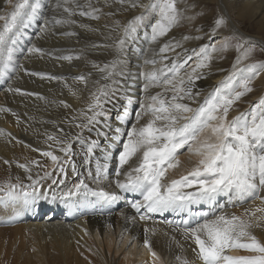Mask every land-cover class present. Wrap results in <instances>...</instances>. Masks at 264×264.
I'll return each instance as SVG.
<instances>
[{"label":"bare ground","instance_id":"6f19581e","mask_svg":"<svg viewBox=\"0 0 264 264\" xmlns=\"http://www.w3.org/2000/svg\"><path fill=\"white\" fill-rule=\"evenodd\" d=\"M20 2L22 0H0V16L11 20V13ZM139 2L148 4L150 0ZM207 3L217 5L218 10L228 19L233 33L264 49V40L260 36L253 37L243 32L229 14L230 7L245 4L246 11L240 14L244 17L250 14L263 27L264 0H178L177 8L181 14L179 23L155 42L151 40L150 27L157 19L155 13L140 7L132 8L128 0L124 4L118 0H68V3L64 0H29L5 37V47L13 50L11 61H7L3 49H0V109H7L0 111V130H3L0 134V199H4V205L0 206V223L15 215H21L25 220L21 225L0 227V238L24 233L39 254L54 256L65 264H183V261H187V264H200L194 251L195 244L186 239L182 231L174 230L176 221L190 219V226H194L197 221L202 223L205 219H213L221 214H235L247 219L244 215L246 211L250 213L257 208H264V188L258 187L243 200L231 194H222L211 203L191 204V216L189 211L177 214L169 210L162 214L147 213L150 218L141 220L140 216L145 214V209L137 213L131 203L141 201L143 197L138 193L120 192L115 184L117 179H125L123 174L120 177L115 175L118 153L127 131L136 123V114L141 110V104L150 103L147 97L157 93H163L168 100L173 94L163 87H151L145 92V73L157 71L159 75L160 69L165 65L171 66L173 62L183 65L180 75L185 77V87L191 89L192 98L179 102L194 110L204 104L217 82L228 75L230 70L226 68V63H222L219 67L197 71L198 78L190 85L187 83L186 74L191 73L192 68H188L185 61L201 44L212 38V41L217 40L214 35L218 31L214 35L210 33L203 14ZM34 5H39L35 12L32 11ZM65 7L71 8L75 14L69 16L64 11ZM82 11L88 15L81 16L79 13ZM141 14L146 18L118 56L115 44L122 37L124 26ZM93 16L99 19H93ZM56 20H72L75 23L56 24ZM4 23L0 20V30ZM80 25L88 27L82 28ZM186 36L189 39L185 40ZM218 38L222 39L223 35ZM166 44L179 46L174 51L161 53V48ZM33 46L42 51L30 53L29 49ZM66 56L73 58L63 59ZM114 59L120 60L114 74L109 79H103L104 73L93 65L102 68ZM152 60L157 63H145ZM81 75L87 78L86 84L76 79ZM171 76L172 73H168L160 78L169 79ZM105 85L109 93L108 102L104 104L106 116L99 117V123L88 128H76L75 124L83 121L80 113L86 111L91 103L92 93ZM259 85H264V74L259 76ZM263 90L257 91L258 100L263 96ZM251 102V99L245 100V103ZM64 103L69 107H64ZM245 103L231 109L229 120L246 113L243 111ZM187 115L191 116L192 113ZM147 119H142L140 125ZM78 132L82 133L86 141L97 140L99 143L86 166L83 164L85 147L79 140L71 141L72 154L66 156L59 151L64 145L48 139L50 135L69 139ZM185 150H188V146L179 150V164L169 169L164 183L179 179L197 163L199 158ZM46 151L58 156V162L54 163L50 157L43 156L42 153ZM97 162L102 167L107 165V179L99 185L88 176L89 171L95 176ZM72 163L77 166L80 175L73 174ZM137 164L138 160L134 158L121 172ZM19 165H25L27 170ZM61 167L65 169L64 173L60 172ZM45 173L50 175L46 176ZM81 176L90 188L116 192L122 198L103 201L90 194L78 193L70 200L52 201V197L65 196ZM61 180L63 183H60ZM14 188H21V193L14 192ZM40 188L42 191L39 199L35 194L23 198L24 192L30 194L32 190L36 192ZM47 192L48 198L44 204L42 200ZM62 202L66 203L67 211L55 214ZM49 204L51 209L47 210ZM39 205L43 215L29 219L28 214ZM261 216L264 213L257 212L253 217L251 231L264 243V220H259L257 226V218ZM168 221H173V225L170 226ZM146 229L149 231L145 232ZM146 237L152 251L159 257L158 260L154 261L144 246ZM119 254L121 258L117 263ZM228 255L254 254L232 250ZM177 256L181 260L178 261Z\"/></svg>","mask_w":264,"mask_h":264},{"label":"snow or ice","instance_id":"6c2138e0","mask_svg":"<svg viewBox=\"0 0 264 264\" xmlns=\"http://www.w3.org/2000/svg\"><path fill=\"white\" fill-rule=\"evenodd\" d=\"M64 2L68 3V0H64ZM118 2L124 4L126 0H118ZM128 2L132 8L140 7L149 13H155L157 19L150 25L153 42L159 37L167 35L180 21L181 14L177 8L178 0H150L148 4L140 3L139 0H128ZM28 3L29 0H22L18 3L15 6V11L11 13V20L0 16V20L5 21L2 30H0V49H3L7 61H11L13 50L5 47L6 34L12 30L16 18ZM38 7L39 5H34L32 11L35 12ZM64 11L69 16L75 14L69 7H65ZM94 11L98 12L99 9H94ZM79 14L81 16L88 15L83 11ZM92 18L99 19L98 16ZM145 18V15L141 14L124 26L123 35L115 44L118 56L123 51L127 40L134 36ZM55 23H75V21L56 20ZM226 24L227 21L224 18L215 19L213 35L216 30ZM80 27L87 28L88 26L80 25ZM72 34L67 33V35ZM184 39L187 40L189 37L186 36ZM232 40L237 41L235 48L240 52L236 64L233 65L234 72L226 78L221 87L217 88L205 100L204 104L195 110L187 104L179 102L185 98H192L191 89L185 87V77L180 75L183 65L173 62L171 66L165 65L160 69L159 75L157 71L144 74L147 81L144 86L145 92L151 87H163L165 91H171L173 94L170 100L163 93L147 97L150 103L141 104V110L136 114V123L127 131L122 149L118 153L115 175L120 177L123 174L125 179L123 181L117 179L116 187L120 192L138 193L143 197L141 201L131 203V207L137 213H140L142 208L145 209V214L140 216L141 220L150 218L147 213L162 214L169 210L175 211L177 214L189 211L191 216V204L211 203L222 194H231L236 199L243 200L258 187L264 188V96L251 107L249 112L241 113L231 120L228 119L233 105L241 97L253 91L250 85L261 73H264V63L251 64L244 69H237V65L241 61L251 56L256 47L255 43L239 36H232L226 37L221 42L220 48L215 45L201 47L197 55L202 58L192 69V72L186 74L187 83L190 85L194 79L198 78L197 70L207 66L212 53L225 51L232 47ZM245 45L248 46L245 47ZM176 46L179 45L166 44L160 51L161 53L168 50L174 51ZM93 47H99V45H93ZM105 47L108 46L105 45ZM41 51L35 46L29 49L30 53ZM72 58L71 56L63 57L66 60ZM119 63V59H114L102 68L95 64L93 66L104 73L103 79H109ZM145 63L155 65L157 62L152 60L145 61ZM7 66L8 64L5 63V67ZM237 72L245 74L238 85L242 89L240 91L236 90L235 84ZM168 73H172L171 78L163 80L160 78ZM47 78L60 79L59 77ZM76 79L85 82V84L87 82V78L83 75ZM107 87L105 85L92 93L91 103L86 111L80 113L83 116V121L75 124L76 128L81 130L88 128L90 125L99 123V117L106 116L104 104L108 102L109 97ZM24 94L33 95L32 93ZM64 107L67 108L69 105L64 103ZM0 111H7V109H0ZM188 113H192V115L188 116ZM145 117L148 119L143 125H140L139 122ZM181 121L184 122L181 123ZM2 133L3 130H0V134ZM202 137L203 139H201ZM48 139L55 141L58 145H64L59 151L66 156L72 154L71 141L79 140L85 147L83 154L85 166L90 163L94 150L99 147L97 140L86 141L82 133L79 132L69 139H60L51 135L48 136ZM185 146H188L190 153L199 158L197 163L179 179L164 183L169 169L178 166V152ZM42 155L50 157L54 163L59 160V157L51 151L43 152ZM134 158L138 160V164L122 173L121 169H124L125 165H128ZM19 166L26 169L25 165ZM71 167L74 175H80L74 163ZM106 170L107 165L102 167L97 162L95 176L93 177L91 171L88 176L94 178L99 185L107 179ZM60 172L64 173L65 169L61 167ZM45 175L50 174L45 173ZM53 183L55 184L56 181L53 180ZM60 183H63V180ZM188 189L193 190L188 191ZM78 193L90 194L103 201H117L122 198L116 192H108L103 188H90L83 176L72 185L65 196L70 197ZM257 212L264 213V208H257L250 213L246 211L244 215L248 217L247 219L235 214H221L213 219H205L202 223L197 221L194 226H190V219H183L175 222L174 230L182 231L185 238L195 244L194 251L200 264H264V243H261L251 231L253 217ZM259 220H264V216L257 218V226H259ZM167 223L171 226L174 222L168 221ZM148 231V229L145 230V232ZM144 246L148 248L154 261L159 259L157 254L152 251L147 237L144 240ZM232 250H244L254 253V255H228ZM176 259L179 261L181 257L177 256ZM183 264H187V261H183Z\"/></svg>","mask_w":264,"mask_h":264},{"label":"rangeland","instance_id":"374dc122","mask_svg":"<svg viewBox=\"0 0 264 264\" xmlns=\"http://www.w3.org/2000/svg\"><path fill=\"white\" fill-rule=\"evenodd\" d=\"M244 5L245 4L238 6V7L237 5L234 7H230L229 14L231 15V18H233L237 22V25L241 28L243 32L253 37L260 36L261 39L264 40V24H262L263 27H261L259 24H257V19L252 18L250 14H246V17L240 14L246 11V8ZM203 14H205V21L207 23L210 33H213L215 19L224 18L227 21V24L226 26L221 27L220 29L216 30L218 31V33L214 35V37L217 38L216 41H212L214 39L212 38L210 41L204 44H201V46H198L193 51V53L190 54V56L188 57V61H187V65H188L187 67L192 68V69L196 67L197 63L202 58L201 56L197 55L201 47L205 45H209V46L215 45L217 48H220L221 42L226 37L238 36L237 34L231 31L228 19L225 17L223 13H221L218 10L216 4L207 3L206 10L205 12H203ZM221 35H223V38L222 39L218 38ZM231 43L233 46L228 48L227 50L217 51L215 53H212L210 61L207 62V66L197 70V71H202L204 68H215V67H219L222 63L227 64L226 68L230 70L228 75L224 78H221L217 82V84L213 87L210 95L217 88L221 87L222 83L226 81V78L234 72L233 65L236 64L237 57L240 55V52H238L235 48V44L237 43V41L232 40ZM255 45L256 47L253 53L251 54V56L248 59L241 61V63L237 65V69H244L248 65H251V64L264 63V49L257 43H255ZM247 46L248 45H245V47ZM261 74H264V73H261ZM243 75L245 74L240 73V72L236 73L235 84H236V90L238 91L242 90L238 87V85H239L240 80L243 78ZM258 82H259V77L256 78L250 85L253 91L241 97V99L233 105L232 109L239 107L240 105H244L246 99H251L252 102L250 104L245 103L246 106H243V111L247 113L251 110V107L255 105L258 101L257 91H261L262 89H264V85L257 86ZM210 95H208L207 98H209ZM263 96H264V92H263ZM231 113H232V110L229 112V116L231 115ZM185 151L188 152L189 150H185ZM31 243H32L31 239L26 237L24 233H15L14 235L12 234V235L1 237L0 238V264H65L64 262H62L61 260L57 259L54 256H43L39 254L37 252V248L31 245ZM120 258H121V254L117 256V261H118L117 263L120 262ZM83 260H85L84 257H83ZM71 264H74V263H71Z\"/></svg>","mask_w":264,"mask_h":264}]
</instances>
